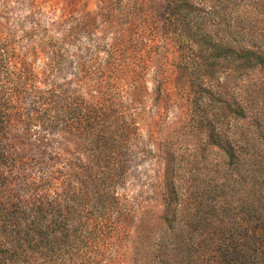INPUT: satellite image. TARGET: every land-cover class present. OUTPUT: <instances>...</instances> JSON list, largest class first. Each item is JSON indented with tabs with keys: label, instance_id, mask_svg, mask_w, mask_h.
<instances>
[{
	"label": "trees",
	"instance_id": "1",
	"mask_svg": "<svg viewBox=\"0 0 264 264\" xmlns=\"http://www.w3.org/2000/svg\"><path fill=\"white\" fill-rule=\"evenodd\" d=\"M165 8L198 111L191 132L203 137L192 162L199 153L213 177L189 169L193 179H181L188 163L164 140L161 213L119 196L144 145L137 96L159 44L147 42L145 25L136 39L120 30L113 43L76 55L74 80L61 82L59 24L31 23L21 29L30 53L0 39V264H264V110L206 80L264 71V0H171ZM38 53L42 74L29 61ZM236 122L245 128L231 130Z\"/></svg>",
	"mask_w": 264,
	"mask_h": 264
},
{
	"label": "rangeland",
	"instance_id": "2",
	"mask_svg": "<svg viewBox=\"0 0 264 264\" xmlns=\"http://www.w3.org/2000/svg\"><path fill=\"white\" fill-rule=\"evenodd\" d=\"M169 1L171 0H0V39H7L16 54L31 52L30 43L23 37L21 29L29 31L34 22L48 27L53 23L59 24L58 37H62V47L66 54L58 75L61 82L74 80L72 73L75 72L76 55L82 52L84 54V50L91 48L92 44L101 48L113 43L115 33L120 30L126 29L128 35L131 34V38L136 39L133 34L145 25L144 37L147 42L155 40L154 43L159 44L158 55L142 79L146 83V92L142 91L139 94L141 96H137L141 100L140 105H137L141 113L136 121L142 129L144 145L137 150L131 168L116 188L119 196H126L132 206L153 216L162 211L164 160L160 148L164 140L176 147L181 159L188 163L180 170L181 179H190L189 169L201 179H210L214 170L212 165L203 163L199 153L194 158L196 164L192 162V150L201 146L203 137L194 136L191 132V117L196 116L198 111L190 106L192 90L187 84L190 76L181 67L177 68L183 60L182 55L177 52L172 26L165 20V7ZM129 46L134 49L132 53L135 58L130 59V62L137 72L141 66L139 56L142 54V45L136 42ZM93 50L95 49L92 48V53ZM144 51L146 59L151 50L144 47ZM162 56H166L167 61L161 59ZM29 61L33 63L34 71L42 74L45 70L43 55L34 54ZM206 80L225 84V90H230L234 97L243 92L250 101L249 109L264 110V71L241 81L232 76L223 81L222 72L218 71L211 79ZM159 84L161 94L156 91ZM252 91L256 98L251 105ZM241 126L245 128L246 125L236 122L231 130L239 132ZM213 158L210 156V160Z\"/></svg>",
	"mask_w": 264,
	"mask_h": 264
}]
</instances>
